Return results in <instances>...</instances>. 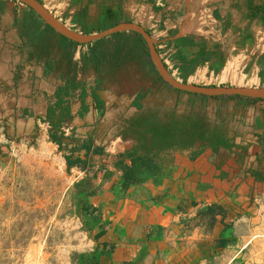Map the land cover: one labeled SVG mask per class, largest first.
<instances>
[{
  "label": "crops",
  "instance_id": "obj_1",
  "mask_svg": "<svg viewBox=\"0 0 264 264\" xmlns=\"http://www.w3.org/2000/svg\"><path fill=\"white\" fill-rule=\"evenodd\" d=\"M210 1L215 19L213 30L216 33L213 35L223 36L221 41L212 40L210 33L200 27L195 14L200 6L198 0H165L162 7L155 6L154 0H45L41 3L61 25L83 36H96L122 24L138 26L149 36L169 75L177 77L175 80L180 83L186 78L184 85L264 88L263 12L257 7L261 0H255V13L248 10V0ZM5 20L11 23L10 18L5 17ZM155 23L156 29H151ZM9 36L21 37L17 33L8 34L7 40L12 39ZM140 40L137 33L121 32L90 43H95L93 46L57 44L58 47H53V56H68V72L64 70L65 73L83 85L87 93L83 103L85 111L82 112L80 101L70 102V119L61 129L65 139L68 138L65 141L69 144L67 149L70 151L76 146L69 141L76 136L74 132L81 134L82 139L77 149L83 144L91 149L102 148L99 155L88 154L85 165L90 172L77 166L71 170L79 169L80 174H87L84 179L96 191L88 198L89 203L100 209L103 223L107 221L97 244L102 253L98 259L100 264L105 261L121 264L144 249L150 257L154 253L158 255V260H204V249L198 244L200 240L192 243L191 250L173 258L172 244L167 238L181 236L185 239L193 234L198 237L196 230L186 231L175 221L211 204L225 210L228 200H246L255 192V185L264 184V100L208 98L174 90L158 77L143 40L147 55L142 54ZM54 42L51 34L45 36L44 43L37 49L34 42L21 50L13 43L1 45L0 42L2 88L11 90L21 85L27 90L33 83L43 99L54 95L64 86L60 74H47L45 69L48 51ZM96 53L107 56L108 61L114 58L122 61L126 53L136 57L138 64L133 62L110 73L108 87H131L134 80L124 76L138 77L141 68L149 67L165 86L158 85L143 99H137L136 94L122 96L99 90L96 95L103 106L98 108L90 89L109 71H101L99 61H93ZM240 53L245 54L246 59L237 66ZM62 64L60 61L56 65V71ZM12 95L11 91L10 97ZM20 99L25 103L18 108L30 106L25 95L17 96L16 104ZM150 110L154 113V122L157 119L166 121L169 117L167 123L174 118L172 121L176 124L165 125L169 131L162 134L152 128L147 135V149H141L139 143L130 139L137 135L132 127L137 118ZM204 113L206 124L203 123L201 131L193 132L190 122L198 121ZM59 115L56 111V117ZM115 115L122 117L124 122L119 125V133L115 132L118 127ZM194 115L197 117L190 120ZM44 117L45 110H42L31 119L40 122ZM41 124L49 130L47 124ZM122 129L124 134H121ZM77 151L81 154L73 156L85 159V151ZM132 152L149 153L157 159L143 167L134 184L124 190L120 188L122 173L115 167L119 164L129 168ZM94 175L95 180L91 178ZM108 208L116 212L114 219L107 216V212L108 218L105 217ZM174 244L177 248L185 242ZM108 246L113 250L105 252Z\"/></svg>",
  "mask_w": 264,
  "mask_h": 264
},
{
  "label": "rangeland",
  "instance_id": "obj_2",
  "mask_svg": "<svg viewBox=\"0 0 264 264\" xmlns=\"http://www.w3.org/2000/svg\"><path fill=\"white\" fill-rule=\"evenodd\" d=\"M16 4L19 23L28 8L17 1ZM6 91L9 88L6 90L0 85V104ZM24 103L20 99L15 105L21 107ZM8 116L9 113L4 115L1 111L0 264H88L87 260L99 252L97 235L107 221L103 223L100 209L94 213L83 209L86 201L79 182L87 174L79 173L80 165L77 171L66 168L64 157L69 155V150L64 145L58 147L51 143L48 128L41 122L29 119L13 125ZM115 120L118 125L115 132L119 133V125L124 122L119 115H115ZM34 124L36 138L32 139ZM73 134L76 136L69 141L77 149L81 134ZM85 171L90 172L87 168ZM254 190L246 200H228L223 221L217 217L213 227L209 226L208 217L199 215L206 207L175 221L186 231L196 230L198 237L193 234L185 239L167 238L172 244L173 258L191 250L192 243L200 240L204 260H158L153 250L154 255L150 257L144 249L132 262L127 260L121 264H264V184L255 185ZM106 212L114 219L116 212L105 209L106 218ZM221 239L226 241L225 247L217 248ZM183 241L185 244L175 247L174 242ZM112 250L109 246L105 248V252Z\"/></svg>",
  "mask_w": 264,
  "mask_h": 264
},
{
  "label": "trees",
  "instance_id": "obj_3",
  "mask_svg": "<svg viewBox=\"0 0 264 264\" xmlns=\"http://www.w3.org/2000/svg\"><path fill=\"white\" fill-rule=\"evenodd\" d=\"M41 5V1L37 0ZM9 4L12 5V8L9 7ZM248 10L251 13H255V10L260 8L263 12L262 14V25H264V0H261V3L256 7L255 0H248L247 2ZM27 9V8H26ZM27 14H24L22 22L18 23L19 17L17 14V4L16 0H0V42L1 45L4 43V45L8 44L7 42L13 43L14 46H16L18 49L24 48L26 45H30L31 42H34V47H39L40 44L44 43V38L46 35L51 34L52 40H55L54 44L51 45L46 62H45V69L47 74H60V78L64 81V86L58 88L54 95L51 97H47L46 99H43L41 95L39 94V91L37 88L33 87V83L30 85L31 88L27 89L25 87H22L21 85L14 86L10 91H8V94H5L3 96V102L0 104V113L2 111V114L9 113L8 119L11 120V123L15 125L18 121H24L27 122L29 119L33 118L35 113L42 112V110H45V117L44 120H40L41 123H45L49 126L48 130V138L51 143L54 145L61 147L64 145V147H68L69 144L65 143L66 140L64 137V133L61 131L63 123L68 121L70 119L69 115V105L70 102L73 101H80L82 112L86 110L84 107V99L87 96L86 88L81 85L77 84L74 80V78H71L69 74L65 73L64 70L68 72V66H69V58L65 55H58L53 56V48L60 46L61 44H67V45H73V46H79L76 44H73L63 37L57 35L53 30L49 29L47 26L42 25V23L39 21L37 16L29 9H27ZM4 15H7L10 18L11 23L6 22ZM20 34L21 37L16 38L15 36H9L10 38L14 39L12 42V39H6L8 34ZM24 38V40L22 39ZM19 39V40H18ZM21 39V40H20ZM141 42V51L143 55H147L146 48L144 46V43L142 40ZM96 43V42H95ZM93 43V44H95ZM58 44V46H57ZM93 44L89 45H83V46H93ZM145 55V56H146ZM107 56H101L100 53H96V55L93 56V61L96 62L99 61L98 64H100L101 71H104L108 69L109 74L104 75L102 78L98 79L94 82L92 88L90 89L91 96L94 99V102L96 103V106L98 108H102L103 104L100 102L96 95V91L99 90H105L113 92L117 95H128L132 96L136 94L137 99H143L147 95H151L153 91L158 87V85L165 86L161 80L157 77L156 73L154 72L153 68L149 67L147 69H140L138 77L134 76H124L126 79L129 77L130 80H134V84L131 87L127 88H112L108 87V81L110 80V76H112L110 73L112 71H115V69H118L120 67L125 68L128 64H131L133 62H136V57H131L129 54H125V57L122 61H118L115 58L113 61H108ZM62 61L61 68L56 71L57 67L56 65ZM137 63V62H136ZM96 64V66L98 65ZM138 64V63H137ZM56 71V72H55ZM151 72V75L149 74ZM175 79H178L177 77ZM182 83L186 84V78L182 79ZM148 84V85H147ZM11 91L14 95L11 96ZM179 94V92H177ZM25 95L27 99H29L30 106L26 108H18L16 107V97L17 96H23ZM51 101L53 103L51 104ZM152 110V109H151ZM148 111L145 116H141L140 118H137L136 121H134L135 126H133L132 132L134 134H137L131 137L132 141L134 143H139L141 146L139 148L141 149H147L146 143H147V135H149L152 132V128H157L158 133L162 134L165 131H169V128H167L165 125H173L176 124V122H173L172 120H169L167 123L166 121H161L160 119H157V122H154V113ZM56 111L59 112V116L56 117ZM198 114V113H197ZM197 116H192L190 120H193ZM198 121L190 122V125L194 128H191L193 132L201 131V126L203 123L206 124V119L204 115H201L198 117ZM198 123V125L196 124ZM159 125L158 127L156 125ZM195 125H197L195 127ZM37 126L33 127V132L36 131ZM207 130V129H206ZM218 130V129H217ZM209 134V131L207 132ZM213 132H210V135H213ZM35 132L32 137V139H35ZM163 139V138H161ZM77 150H84V158L81 160L78 156L74 157V153ZM102 148L100 149H91V146L84 145L81 146L79 149H76L75 147L72 148L69 151V155L64 157L66 168L72 169L76 167L77 165L81 166V169L84 171L86 168V158L88 154L92 152L94 155L101 154ZM158 156V154H157ZM156 160L157 157L152 158L149 153L143 154V153H137L132 152L130 155V163L131 166L128 167H122L121 165H116V169L120 170L122 173V184L121 188L124 190H127V188L134 184L136 181V176L138 172L145 166L153 163L152 161ZM95 177V175H94ZM79 184L82 186V193L85 199V204L83 205V209L85 212L94 213L98 211V208L93 207L90 203L88 198L92 197L96 194V191L91 187L89 181L86 179L79 182ZM199 215L208 217L209 218V226L212 227L216 221L217 217H222L221 221H223V208L220 205L217 204H211L207 206L204 210H202ZM104 234V227H102L101 231L98 233V238H100ZM226 241L224 239H221L217 245V248H224ZM98 252V251H97ZM102 255V253L98 252L97 254L91 256L92 260H87L88 264H98L99 258ZM132 262V260H131ZM124 263V262H123Z\"/></svg>",
  "mask_w": 264,
  "mask_h": 264
},
{
  "label": "water",
  "instance_id": "obj_4",
  "mask_svg": "<svg viewBox=\"0 0 264 264\" xmlns=\"http://www.w3.org/2000/svg\"><path fill=\"white\" fill-rule=\"evenodd\" d=\"M16 1L30 9L39 18V20L49 29L53 30L58 35L78 45L90 44L109 35L121 32H134L139 34L142 40L145 42V45L148 49L151 64L158 77L162 80L164 84L174 90L208 98L241 97L246 99L264 100V88H203L194 85H184L176 81L171 75H169V73L166 71L163 64L159 60L154 44L151 42L147 33L138 26L132 24H122L96 36H83L73 31H70L63 25H61L56 19H54V17L50 15V13L45 8H43V6L37 0Z\"/></svg>",
  "mask_w": 264,
  "mask_h": 264
},
{
  "label": "built area",
  "instance_id": "obj_5",
  "mask_svg": "<svg viewBox=\"0 0 264 264\" xmlns=\"http://www.w3.org/2000/svg\"><path fill=\"white\" fill-rule=\"evenodd\" d=\"M154 1H155V6H161L162 7L165 0H154ZM198 1H199L200 6H199V8L195 14H196L197 19L199 21L200 27L202 29H205L206 32L210 33V36H211L210 38L212 40H216V41L220 40L221 41L223 36H219L218 34L213 35V32H215L213 30V28L215 26V19H214V16L212 14V8L210 6L211 1L210 2H208V0H198ZM151 27H152L151 29H156V23L154 25H152ZM214 37L216 39H214ZM255 43H256V41H255ZM239 57L240 58L236 62L237 66L241 65V63L244 62V59H246V56L243 53H240Z\"/></svg>",
  "mask_w": 264,
  "mask_h": 264
}]
</instances>
